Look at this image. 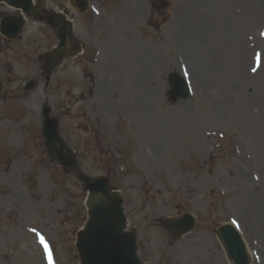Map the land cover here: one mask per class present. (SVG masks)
<instances>
[{
	"label": "rangeland",
	"instance_id": "374dc122",
	"mask_svg": "<svg viewBox=\"0 0 264 264\" xmlns=\"http://www.w3.org/2000/svg\"><path fill=\"white\" fill-rule=\"evenodd\" d=\"M41 1L57 11L67 6V0ZM88 1L89 10L71 15L75 38L81 39V27L92 38L82 31L84 54L65 59L48 81L37 56L57 43L52 27L30 17L14 40L0 35V264H44L36 235L53 251L54 263L46 264H79L74 243L87 217V192L74 172L47 156L45 106L81 172L107 176L121 191L127 229L136 231L145 264H232L217 236L229 223L241 235L248 264H264L260 208L250 204L264 194V91L252 80L259 72L264 80V5L230 4L227 62L217 64V78L190 85L189 95L179 98L171 76L185 71L190 80L187 67L176 65L184 50L172 18L192 38L206 26L220 36L227 29L217 21L192 26L191 15H202L193 2L201 0ZM8 14L17 12L0 3V19ZM239 49H246L242 73L251 85L226 86L225 76L238 75ZM162 141L168 144L154 156ZM184 213L194 216L195 226L171 235L162 221Z\"/></svg>",
	"mask_w": 264,
	"mask_h": 264
},
{
	"label": "water",
	"instance_id": "95a60500",
	"mask_svg": "<svg viewBox=\"0 0 264 264\" xmlns=\"http://www.w3.org/2000/svg\"><path fill=\"white\" fill-rule=\"evenodd\" d=\"M2 1V0H0ZM26 13H35L40 20L44 18L55 26H61L59 46L50 54L44 55L47 62V80L52 70L67 55L66 44L70 39V25L62 17L52 11L40 9L38 5L33 6L31 0H4ZM86 5V0H80ZM10 18V19H9ZM4 19V33L9 31L10 26L21 28L23 19L9 17ZM19 20L15 23L14 20ZM9 20V21H8ZM65 28V31L63 32ZM16 32L12 35L15 36ZM11 36V35H9ZM173 93L178 97H187L188 90L184 80L178 76L171 79ZM1 90V83H0ZM50 109H43L44 115V141L43 144L48 154L55 158L60 165L67 170H76V155L73 150L61 139L58 132V120L49 115ZM78 177L84 180L85 187L89 190L87 200L88 220L84 229L77 233L78 254L81 264H143L135 255V233L125 232V217L121 207L122 199L117 191H110V183L107 178L99 177L92 181L78 172ZM170 223L171 232L180 234L187 232L194 226V218L190 214H184L176 222ZM218 235L223 242L228 258L233 264H248V255L239 234L230 225L222 226Z\"/></svg>",
	"mask_w": 264,
	"mask_h": 264
},
{
	"label": "bare ground",
	"instance_id": "6f19581e",
	"mask_svg": "<svg viewBox=\"0 0 264 264\" xmlns=\"http://www.w3.org/2000/svg\"><path fill=\"white\" fill-rule=\"evenodd\" d=\"M232 2L241 3L243 7H245L246 10L251 7L252 3L254 4V7H258L261 4L264 5V0H218V4H217V0H201L199 2L197 1V3L193 2L194 5H197V7H200L202 15L187 14L189 17L191 15L192 26L193 24H198L200 20L204 21L205 26L210 25V24L213 25L217 21V24L220 22L224 26L225 29L227 28L226 31L224 32L225 36H220L213 29L206 26V30L202 29V36L197 35V38L195 37L192 38L191 36H188L187 30L180 29L178 26H176L180 18L177 16H174L172 18L173 29L177 35V37H174V39L175 41L178 42L179 47H182L184 50V54L181 55L180 59L177 58V54H176V57H175L176 65L178 66L179 71L183 70V67L180 66V63L181 64L183 63L184 66L187 67V69L185 70L189 73L188 78L190 80V85L195 84L196 88L198 84H202L207 80L212 81L214 75L217 78V75L215 74L216 72L215 69H216L217 64L218 63L224 64L228 60V58L223 57L225 56L223 45L225 43L231 42L230 40H227V39H228V36L232 34V32L234 31L231 27H227V25L230 22L231 17H229L230 13L226 11L228 8H230V4ZM221 7L225 9L223 16L220 15V11L223 10L221 9ZM203 9L204 10L206 9L207 11H209V12L206 11V13L211 14L209 19L205 16ZM215 9L217 13L214 12ZM218 57H221V58H218ZM234 57L236 59V62L238 61V67L236 68L238 75L236 78H233V77H230V74H229L228 77L225 76L223 78L222 83L226 86L235 85L236 88H238L239 86L241 87L242 85L246 83H247L246 86L251 85L250 81H248L249 80L248 77L244 73H242V70L244 71V64L246 62V49L245 50L239 49L237 54L234 55ZM146 58L148 59V57ZM177 60H179L180 63H177ZM169 68L170 70L175 69V65L173 62L170 64ZM258 71H259V68H258ZM219 72H221V70H219ZM249 73H248V76H250ZM259 74L260 72L258 73L256 77L255 76L252 77V80L256 86L257 91H264V80L262 79V77H260ZM103 90H105V87ZM193 90L195 92V90L197 89H193ZM102 93L103 91H101L100 94ZM145 114L146 116H149L148 109H146ZM167 144H168V141H162L159 144V147H158L159 149H156V147H154V150H153L154 156H156L157 154H160L159 151H162ZM253 201L250 202L252 208L254 210H256L257 208H260V213H261L260 218L262 219V222H261V227L259 229V232L257 233V236L260 238V240L263 241L264 239V211H262L260 204L264 203V194L261 197L260 203L258 201H254V202ZM252 202H253V205H252Z\"/></svg>",
	"mask_w": 264,
	"mask_h": 264
},
{
	"label": "flooded vegetation",
	"instance_id": "af4514ba",
	"mask_svg": "<svg viewBox=\"0 0 264 264\" xmlns=\"http://www.w3.org/2000/svg\"><path fill=\"white\" fill-rule=\"evenodd\" d=\"M65 10V9H64Z\"/></svg>",
	"mask_w": 264,
	"mask_h": 264
}]
</instances>
